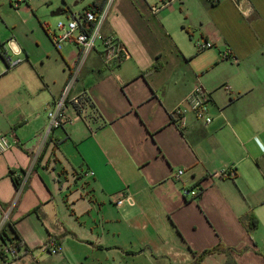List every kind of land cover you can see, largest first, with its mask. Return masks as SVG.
<instances>
[{
    "label": "crops",
    "instance_id": "obj_1",
    "mask_svg": "<svg viewBox=\"0 0 264 264\" xmlns=\"http://www.w3.org/2000/svg\"><path fill=\"white\" fill-rule=\"evenodd\" d=\"M102 1L79 0V9L61 7L53 16L69 20ZM199 1L211 3L216 21L213 31L204 21L192 25L199 42H221L242 66L250 43L264 42V0ZM159 3L114 2L102 32L119 39L129 57L111 68L98 48L78 70L80 49L65 43L58 50L41 20L32 29L44 48L36 54L0 14V48L20 60L7 70L0 56V134L12 143L0 157V230L8 215L24 245L15 264H191L194 253L218 244L248 250L200 264H264V234L241 222L264 206V102L252 98L250 80L212 74L228 60L195 53L180 7L154 13ZM24 9L31 17V7ZM75 75L69 100H81L85 118L46 137L48 112ZM197 85L210 94L213 123L188 113L180 126L172 112ZM231 169L234 180L220 176ZM122 193L133 202L118 207ZM6 241L0 250L13 243Z\"/></svg>",
    "mask_w": 264,
    "mask_h": 264
},
{
    "label": "built area",
    "instance_id": "obj_2",
    "mask_svg": "<svg viewBox=\"0 0 264 264\" xmlns=\"http://www.w3.org/2000/svg\"><path fill=\"white\" fill-rule=\"evenodd\" d=\"M26 0H11V3L16 7H19L21 3ZM116 0H107L103 8H91L86 10L82 14H74L68 20V22H60L57 26V30H51L49 28V36L58 50L63 48L65 43L75 44L81 52L78 70L84 65L89 56L101 48L103 63L106 67L111 68L120 65L128 57L129 53L123 43L114 36L105 37L103 35V26L109 17L112 6ZM181 2V0H161L159 5L153 6L152 11L158 13L160 10L168 8ZM199 52L212 49L214 44L210 41L202 40L196 44ZM0 54L3 55L7 70H12L19 63L20 60H12L4 49L0 48ZM224 60H234L231 50H227L222 53ZM76 80L75 77L71 78L67 84L65 91L60 99L57 100L55 106L48 112V126L46 137L52 135L55 131L64 129L68 125H72L85 118V109L80 99L69 100L70 91ZM211 97L210 94L204 89L202 85H197L191 91V93L173 110L172 118L179 123L180 126H185L186 117L188 113H192L196 120L203 122L206 126L213 123V118L209 112ZM70 110L74 111V116L70 115ZM12 149L11 137L7 134H0V157L9 152ZM185 174V170H179L177 177L181 178ZM222 178L234 180L236 178V172L226 170L220 173ZM186 196H198V193L193 190L186 189L184 191ZM132 203L133 197L130 194H120L119 198L115 202L116 205L123 206L125 203ZM9 224V216L6 215L1 223V232ZM51 254H59L58 246L56 242H51L49 245ZM4 253L7 256L14 257L16 253L10 247V245H4L2 247Z\"/></svg>",
    "mask_w": 264,
    "mask_h": 264
},
{
    "label": "rangeland",
    "instance_id": "obj_3",
    "mask_svg": "<svg viewBox=\"0 0 264 264\" xmlns=\"http://www.w3.org/2000/svg\"><path fill=\"white\" fill-rule=\"evenodd\" d=\"M1 1L0 14L6 20V22L11 25L9 30L13 31L14 26L16 30V37L22 41L28 42V48L39 55H41V48L43 47L41 46L40 48L38 46L36 34H34L32 30L36 22L38 26H40L39 21L41 20L45 29V23H47L50 25L49 27L51 30H57V26L60 22L66 23L68 22V20L66 18L61 19L60 16H53L54 13H57L58 10L61 9V7L65 6L70 7L74 10L79 9L75 8L74 6L75 3L79 0H26L25 2L21 3L19 7H16L15 3L12 4L11 0ZM259 2L260 1L257 0V3ZM65 3H67L68 5ZM27 5L31 7V17L29 12L25 11L24 9V7H26ZM208 5L209 7L206 8L202 5V3H200L199 0H192L184 5L181 2L175 4V6L180 7L178 8L179 16L183 18V20H185V24L186 26H188L191 33H195V39H192L190 35L185 34V38L189 43L192 44L195 53L198 52L196 44L199 42V40L197 37L198 35L193 29L192 25L199 27L200 23L204 21L206 22V26L209 27V31H213L215 29V11L210 9L211 3H208ZM221 10L222 14L228 13L225 7H223ZM33 18H35V20ZM176 25L180 27L178 23ZM0 27H2V25H0ZM223 45L224 44L219 42L214 48L206 50L207 52H204H206L205 54L217 52V54H219L220 52L224 53L227 50ZM65 46H63V48ZM249 49L252 54L248 57V59H246L242 66L234 65L231 60H228L227 62H229V65H220L217 69H215V71H213L212 74L219 75L220 79L230 78L232 82H237L241 79L250 80L255 89V94L252 96V98L259 97L260 99H262L261 102H264V42L260 41L258 43L257 41H252L250 43ZM220 58L223 59L222 55ZM254 213L260 221V226L257 229V232L262 235L264 234V206L257 208Z\"/></svg>",
    "mask_w": 264,
    "mask_h": 264
},
{
    "label": "trees",
    "instance_id": "obj_4",
    "mask_svg": "<svg viewBox=\"0 0 264 264\" xmlns=\"http://www.w3.org/2000/svg\"><path fill=\"white\" fill-rule=\"evenodd\" d=\"M106 1L107 0H103L102 2L92 6L91 8L101 9L105 5ZM91 8H89V9H91ZM0 56L3 57L2 54H0ZM160 68H161V65L157 64V65L153 66L149 71H156V70H159ZM89 102H90V100L88 98L84 99V103L85 104L89 103ZM89 106H90L91 109L95 108L93 103H91V104L89 103ZM16 183L18 185H20V181L19 180H16ZM241 222L243 223L245 228L250 233L255 231V230H257L259 228V226H260V221H259L258 217L256 216V214L254 212H249L246 216H244L242 218ZM8 227H10V224H8L7 227L4 228V230L0 234V242L1 241L7 242L6 239H10L11 241H13V243H10V247L14 250L16 255L14 257L7 256L4 253V250L2 248L0 250V253H1V256H2L3 264H15L16 261L19 259L18 253L24 247V245H23L22 241L18 238L17 234L14 233V228L13 227L9 228V232L13 234V238H10V236L8 235V229H7ZM53 241L57 242L58 238H52L48 242V245H50V243L53 242ZM247 250H248V248L237 250V249L226 247L223 244H218L216 247L208 249V250H205L202 253H194L195 259H194V261L191 264H200V263H202L205 260V258L207 256L212 255V254L235 252L236 254L242 255Z\"/></svg>",
    "mask_w": 264,
    "mask_h": 264
}]
</instances>
